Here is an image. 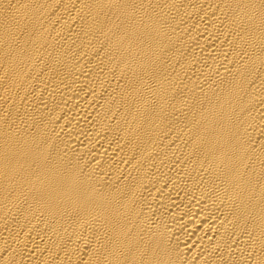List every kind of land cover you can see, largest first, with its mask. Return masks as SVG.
<instances>
[{"label":"bare ground","instance_id":"bare-ground-1","mask_svg":"<svg viewBox=\"0 0 264 264\" xmlns=\"http://www.w3.org/2000/svg\"><path fill=\"white\" fill-rule=\"evenodd\" d=\"M0 264H264V0H0Z\"/></svg>","mask_w":264,"mask_h":264}]
</instances>
